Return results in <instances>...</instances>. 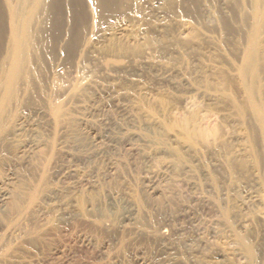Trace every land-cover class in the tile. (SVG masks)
Wrapping results in <instances>:
<instances>
[{"label":"rangeland","instance_id":"374dc122","mask_svg":"<svg viewBox=\"0 0 264 264\" xmlns=\"http://www.w3.org/2000/svg\"><path fill=\"white\" fill-rule=\"evenodd\" d=\"M59 1L3 118L0 264H264V0Z\"/></svg>","mask_w":264,"mask_h":264},{"label":"bare ground","instance_id":"6f19581e","mask_svg":"<svg viewBox=\"0 0 264 264\" xmlns=\"http://www.w3.org/2000/svg\"><path fill=\"white\" fill-rule=\"evenodd\" d=\"M49 1L50 4L47 6L48 7L47 9L44 8L43 5L44 2H46V0H14L9 7L11 39H10V49L8 53V61L1 71L2 74L0 80L1 82L0 88H2V94L0 97V134L3 130V122H4L3 118L5 116V112L7 108L18 98L17 94L20 90L19 87H22V85L27 86L26 84H28V81L31 78L32 72L30 66L32 65L31 63H33V60H35L32 57V53L33 51H36L37 50L36 48L38 47L36 38L34 37L32 31V25L35 23H38L37 25H40L39 18L42 14V11L45 10L48 11V13L55 14V12H57L59 8L60 5L59 0H49ZM256 1L253 2V5ZM261 4L262 3L258 1L254 5V7L257 5L256 6L257 9L255 10L256 14L253 12L255 16V17L253 16L254 21L251 18L252 21L254 22L252 26L254 27L253 32L250 33V35L252 34V36L250 37L251 39L250 41H252V39L254 40L252 42H255V40L257 39L256 36L259 34L260 30H262V27H264L263 26L264 8L261 6ZM251 15L253 14L251 13ZM254 51L255 50L253 48H250L246 53V56L244 57L245 58V62H243L244 68L241 70L243 72V76L249 74L247 76L249 77L252 76L253 78V75L255 76V74H257L255 73L256 72L255 61L257 59L256 58L257 56H255L256 53ZM258 121L262 128L261 130L262 134L264 135V117L260 115L258 117ZM184 124L186 129L188 130L189 129L188 121ZM186 132L189 133V131ZM20 196L21 195H19V193L18 194L15 193L12 196V194L10 193L2 192L0 193V205L9 206L12 209V211L13 210L16 211L18 210V208H20L19 207L20 198H21Z\"/></svg>","mask_w":264,"mask_h":264}]
</instances>
